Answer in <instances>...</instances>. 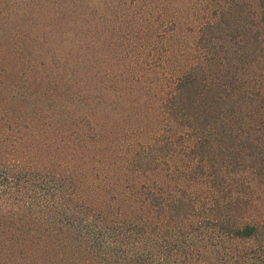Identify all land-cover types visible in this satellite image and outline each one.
Listing matches in <instances>:
<instances>
[{"label":"trees","instance_id":"1","mask_svg":"<svg viewBox=\"0 0 264 264\" xmlns=\"http://www.w3.org/2000/svg\"><path fill=\"white\" fill-rule=\"evenodd\" d=\"M91 3L0 9V264H264V0Z\"/></svg>","mask_w":264,"mask_h":264},{"label":"rangeland","instance_id":"2","mask_svg":"<svg viewBox=\"0 0 264 264\" xmlns=\"http://www.w3.org/2000/svg\"><path fill=\"white\" fill-rule=\"evenodd\" d=\"M9 3H11L10 6H3L0 7V9L8 10L10 8L11 10H16L17 12L22 13L24 8L33 12L35 11V13L39 14V20H41V22H39L40 28L38 29L37 33L39 37L43 39L42 43L43 45H46V50L49 52L50 58L53 59L51 55L54 54L57 56L58 50H63L66 53L73 52L74 45L70 43L72 42V30H77L78 27H70V23L68 21L60 23L54 22L53 20L54 16L57 17L62 14V7H53L50 4V0H11ZM103 3L104 0H93V3H91L93 4L92 8H95L97 5L98 7H101ZM102 10H104V8H102ZM65 11L68 12L66 9ZM50 15L52 18H50ZM98 16L102 17V12H99ZM215 145L217 144H214L213 146ZM252 190L255 192L256 199L252 204L253 207H250L248 212L244 215V218L250 220L251 222H259L264 224V184L262 182L260 184H256L252 187ZM261 244H264V235L259 241L233 242L232 247L235 250L233 256L244 252L249 258H252L254 256L253 254L256 252L257 246Z\"/></svg>","mask_w":264,"mask_h":264}]
</instances>
